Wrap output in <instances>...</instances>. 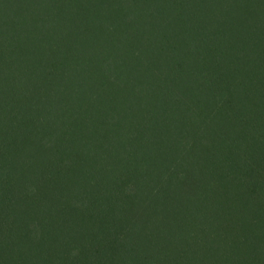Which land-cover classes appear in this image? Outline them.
I'll list each match as a JSON object with an SVG mask.
<instances>
[{
    "label": "trees",
    "instance_id": "1",
    "mask_svg": "<svg viewBox=\"0 0 264 264\" xmlns=\"http://www.w3.org/2000/svg\"><path fill=\"white\" fill-rule=\"evenodd\" d=\"M0 264H264V0H0Z\"/></svg>",
    "mask_w": 264,
    "mask_h": 264
}]
</instances>
